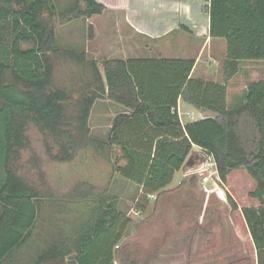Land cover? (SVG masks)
I'll return each instance as SVG.
<instances>
[{"label": "trees", "instance_id": "1", "mask_svg": "<svg viewBox=\"0 0 264 264\" xmlns=\"http://www.w3.org/2000/svg\"><path fill=\"white\" fill-rule=\"evenodd\" d=\"M203 1L209 2L210 36L227 42L222 84L189 79L194 61H166L168 66L179 65L182 78L174 102L158 103L142 99L134 61L108 60L101 71L85 51L58 46V26L101 15L106 9L103 4L73 0L58 10L54 0H0V165L4 176L0 182V264L31 237L44 201L14 166L29 147L31 124L59 144V154L48 151L53 160L70 162L80 149L93 148L112 164L115 173L143 187L136 207L140 212L148 208L149 195H155V201L172 199L168 187L195 146L211 157L222 184L234 172L245 170L255 183L249 197L260 206L240 209L230 194L226 196L236 225L251 239L255 263L264 264V81L248 85L241 106L227 107L228 83L242 62L264 61V0ZM93 32L91 27V39ZM63 62L81 70L89 68L90 74L78 75L74 88L59 86L56 67ZM180 96L213 115L183 125L177 109ZM98 100L126 109L114 119L106 141L93 138L89 127ZM140 117L143 135L132 133ZM148 127L156 129L155 136L147 132ZM78 191L80 199L90 196L89 191ZM131 224L118 210L117 198L108 195L96 201L93 214L72 237L64 238L62 249L74 252L78 264H154L155 257L141 262L127 244L121 249ZM54 250L50 247L39 253L35 264L62 257Z\"/></svg>", "mask_w": 264, "mask_h": 264}, {"label": "rangeland", "instance_id": "2", "mask_svg": "<svg viewBox=\"0 0 264 264\" xmlns=\"http://www.w3.org/2000/svg\"><path fill=\"white\" fill-rule=\"evenodd\" d=\"M54 2L58 10H63L73 0ZM84 29L89 30L90 27L82 20L58 26V46L63 50L85 49L87 36L82 35ZM88 56L97 62L101 71L106 61L117 60L115 55L89 53ZM242 63L241 71L235 77L239 83L264 80V61ZM78 69L73 64H58L57 84L74 88L78 75L90 74L89 68ZM229 84V90L241 92L244 88V85L237 87L234 81ZM240 94H236L238 100L241 99ZM121 111L122 107L112 101L98 100L89 120L95 137L105 138L113 123L112 118ZM27 134L29 147L14 163L19 176L41 197L60 198L61 206L67 210L75 208V212H90L104 195H117L120 211L132 222L124 243L120 244L121 249L123 244H127L141 262L155 257L154 264H256V253L250 250L251 239L243 235L236 225L226 196L230 194L240 209L259 204L249 197L255 183L245 170L234 172L228 182L222 184L211 157L200 149L193 150L194 163L188 166L186 162L169 187L168 196L172 199L151 200L146 211L136 216L137 187L121 183L119 179L125 178L117 176L112 164L101 158L93 148L80 149L70 162H59L49 156L60 153L59 144L50 134L40 132L32 124ZM1 168L0 165V182L4 177ZM88 185L94 186L90 197L85 200L70 198L76 189L88 190Z\"/></svg>", "mask_w": 264, "mask_h": 264}, {"label": "crops", "instance_id": "3", "mask_svg": "<svg viewBox=\"0 0 264 264\" xmlns=\"http://www.w3.org/2000/svg\"><path fill=\"white\" fill-rule=\"evenodd\" d=\"M96 1L103 4L106 9L103 14L96 15L86 21L87 27L93 28L94 37L91 39L90 29H84L82 35L84 37L87 36V45L85 49H81L78 52L85 51L87 54L92 53L100 56L115 55L114 59L134 61L135 63L132 66L133 74L143 90V100L158 103L174 102L176 85L181 80L182 73L179 65L169 64L168 66L165 63L166 61H194V67L189 79L204 83L222 84L221 71L227 56V42L225 39L210 36V16L206 10L209 2L203 0ZM235 77L231 81L236 82L237 87L244 85V88L240 90L242 93L236 89H228V109L237 108L245 102L247 85L253 83H245V85L244 83H239ZM259 81L255 80L254 82ZM229 86L230 84L228 83V88ZM236 94H240L241 99L238 100ZM177 105L178 114L183 125L197 122L206 116L213 115L210 110L201 111L196 109L191 104L186 103L181 96L178 97ZM121 107L122 111L112 118L113 122L119 114L126 112L125 107ZM142 120V117L137 119V123L132 128V133L144 134V126L142 123L141 125L138 124ZM112 126L113 123L105 138L99 139L95 137L93 129H91V135L93 138L106 141L109 138ZM147 132L152 136L157 133L154 127H148ZM145 143L146 141L142 145L145 146ZM155 144L156 141L154 142ZM142 145L136 148L140 149ZM198 149L195 146L193 150L196 151ZM178 173H176L173 183ZM116 175L120 176L117 173ZM119 180L124 185L129 183L137 187L136 201L143 196V187L126 178ZM88 186H92L93 189L89 190L88 187V190H80V193L89 191L91 196L94 186ZM78 190L76 189L70 198L83 200L79 198ZM109 195L115 196L118 200L117 195ZM106 196L108 195L103 197ZM40 198L44 199V201L31 237L18 244L10 253L9 258L1 264H35V259L39 253L50 247H54L56 249L54 250L56 251L55 253L62 254V257L45 264H78L75 261L74 252L68 253L65 249H62L64 238H70L76 233L78 227L83 222L85 223L90 215L93 214L95 206L90 212L84 213L80 210L75 212V208L67 210L64 206H61L60 198L51 196L49 198ZM257 203L259 202L257 201ZM259 206L260 204H255L252 207L258 208ZM117 207L120 211L118 203ZM120 212L123 213L122 211ZM78 221H80L79 226ZM9 243L10 241L7 242V245ZM56 246L58 247L56 248Z\"/></svg>", "mask_w": 264, "mask_h": 264}, {"label": "built area", "instance_id": "4", "mask_svg": "<svg viewBox=\"0 0 264 264\" xmlns=\"http://www.w3.org/2000/svg\"><path fill=\"white\" fill-rule=\"evenodd\" d=\"M189 116H191V115H189ZM192 117H194V116H192ZM191 117V118H192ZM156 198V196L155 195H149V200L151 201V200H154ZM135 214H136V216H139L140 214H141V212L139 211V210H136L135 211Z\"/></svg>", "mask_w": 264, "mask_h": 264}, {"label": "water", "instance_id": "5", "mask_svg": "<svg viewBox=\"0 0 264 264\" xmlns=\"http://www.w3.org/2000/svg\"><path fill=\"white\" fill-rule=\"evenodd\" d=\"M194 159H195L194 155H191V157H190L189 160L187 161V165H188V166H191L192 163H194V162H193Z\"/></svg>", "mask_w": 264, "mask_h": 264}]
</instances>
